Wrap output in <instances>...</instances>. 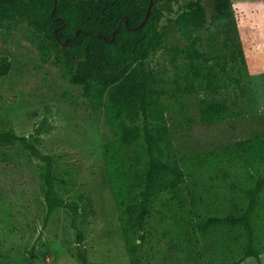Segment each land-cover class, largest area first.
I'll return each instance as SVG.
<instances>
[{
  "label": "rangeland",
  "instance_id": "rangeland-1",
  "mask_svg": "<svg viewBox=\"0 0 264 264\" xmlns=\"http://www.w3.org/2000/svg\"><path fill=\"white\" fill-rule=\"evenodd\" d=\"M187 1L178 0L171 12H165L160 22L162 44L146 65L157 68L173 92L196 41L202 55L197 60L221 69L219 96L239 113L204 123L198 118L197 103L205 92L168 100L166 121L185 173L183 206L174 218H164L165 208L155 202L146 221L147 239L137 240L135 252L127 248L104 165L105 144L115 132L104 111L92 107L80 85L68 82L64 65L55 64L54 55L39 48L38 37L24 20L0 21V119L32 139L35 128L47 118L37 146L55 156L58 194L69 200L84 193L92 200V208L76 220L84 234L80 247L88 264H215L238 252L230 239L219 238L216 246L199 225L207 216L245 207L248 200L239 189L251 184L252 175L257 179L261 174L249 163L244 167L228 161L210 163L200 156L239 140L264 139V0H231L232 21L213 17L214 0H200L207 16L201 29L178 19L179 5ZM233 38L239 47L234 67ZM42 170L43 163L21 143L0 144L1 264H80L72 213L66 207L48 213ZM65 170L72 172V184L63 181ZM177 226L182 233L174 231ZM219 244L226 247L220 251ZM260 260L264 264V252ZM237 264L258 261L249 256Z\"/></svg>",
  "mask_w": 264,
  "mask_h": 264
},
{
  "label": "trees",
  "instance_id": "trees-1",
  "mask_svg": "<svg viewBox=\"0 0 264 264\" xmlns=\"http://www.w3.org/2000/svg\"><path fill=\"white\" fill-rule=\"evenodd\" d=\"M177 1L153 0L148 18L141 27H136L145 15L149 0H56L55 8V0H0V21L24 20L38 37L39 48L48 55L52 53L55 64L64 65L68 82L81 86L92 107L102 109L114 129V138L105 144L103 160L130 252L137 250L138 239L141 242L147 239L146 221L155 202H161L165 208L161 209L164 218H174L183 206L185 173L174 151L166 121L168 100L195 91L205 92L197 103L198 118L204 123L239 113L236 108L230 110L225 99L219 96L224 77L221 69L202 66L197 60L202 55L196 41L192 43L188 52L190 61L173 92L166 88L158 69L146 65L148 56L162 44V17L173 10ZM179 7L178 19L198 29L206 25V8L200 0H189ZM214 8L215 19L233 20L231 0H214ZM237 46L233 38V67L238 60ZM2 62H6L5 57ZM233 81L239 84L240 79L233 74ZM46 124L45 117L30 139L17 134L10 122L0 119V144L19 142L30 156L43 163L40 177L48 213L59 207L71 211L77 258L80 264H88L80 247L84 234L76 220L88 213L92 200L84 193L69 200L58 194L55 156L37 146ZM200 159L210 163L228 161L243 167L249 163L261 174L257 179L252 175L251 184L245 183L239 189L248 200L245 207L207 216L199 229L212 236V243L216 244L219 238L232 240L238 251L233 252L230 259L222 258L215 264H237L249 256L262 264L264 139L239 140L221 151L203 154ZM65 171L67 179L63 181L72 184V172ZM174 231L182 233V228L177 226ZM231 244L227 247H232ZM225 247L218 245L220 251Z\"/></svg>",
  "mask_w": 264,
  "mask_h": 264
},
{
  "label": "water",
  "instance_id": "water-1",
  "mask_svg": "<svg viewBox=\"0 0 264 264\" xmlns=\"http://www.w3.org/2000/svg\"><path fill=\"white\" fill-rule=\"evenodd\" d=\"M152 4H153V0H149L148 2V5H147V8H146V11H145V15L142 19V21L136 26V27H141L143 25V23L146 21V19L148 18L149 16V13H150V10H151V7H152ZM56 7V0H55V5H54V8ZM134 27V28H136ZM56 30V29H55Z\"/></svg>",
  "mask_w": 264,
  "mask_h": 264
}]
</instances>
